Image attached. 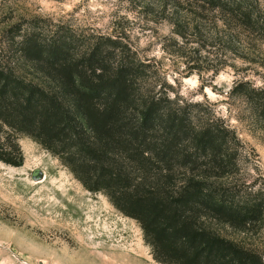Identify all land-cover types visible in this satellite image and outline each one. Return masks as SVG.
<instances>
[{
  "label": "trees",
  "instance_id": "trees-1",
  "mask_svg": "<svg viewBox=\"0 0 264 264\" xmlns=\"http://www.w3.org/2000/svg\"><path fill=\"white\" fill-rule=\"evenodd\" d=\"M207 2L264 37L256 0ZM20 27L11 36L18 61L0 60L1 162L21 166L17 135L30 137L134 219L160 264H264L214 227L264 220V191L231 179L240 140L213 107L152 84L150 63L119 36L80 45L71 34ZM231 93L264 124V86L243 81Z\"/></svg>",
  "mask_w": 264,
  "mask_h": 264
},
{
  "label": "rangeland",
  "instance_id": "rangeland-1",
  "mask_svg": "<svg viewBox=\"0 0 264 264\" xmlns=\"http://www.w3.org/2000/svg\"><path fill=\"white\" fill-rule=\"evenodd\" d=\"M207 1L0 0V60L18 61L11 36L19 25L20 32L71 34L80 45L91 35L119 36L150 63L152 84L164 82L171 94L213 107L240 140L231 179L264 191V124L231 93L243 81L264 86V37ZM256 1L264 12V0ZM17 141L23 164L0 161V264H160L134 219L103 193L86 190L30 137L18 134ZM214 227L264 257V220L245 230Z\"/></svg>",
  "mask_w": 264,
  "mask_h": 264
},
{
  "label": "bare ground",
  "instance_id": "bare-ground-1",
  "mask_svg": "<svg viewBox=\"0 0 264 264\" xmlns=\"http://www.w3.org/2000/svg\"><path fill=\"white\" fill-rule=\"evenodd\" d=\"M44 179V174L42 173L41 174V176L40 177H38L37 179L38 180H41V179ZM60 184H62V186H64V187H68L69 189V191H71V192H73L74 190H73V187H72V185H70V184H68L69 182L68 181H66V180H60V181H58ZM105 211V210H104ZM108 214H110V211H108Z\"/></svg>",
  "mask_w": 264,
  "mask_h": 264
},
{
  "label": "water",
  "instance_id": "water-1",
  "mask_svg": "<svg viewBox=\"0 0 264 264\" xmlns=\"http://www.w3.org/2000/svg\"><path fill=\"white\" fill-rule=\"evenodd\" d=\"M39 176H40V174L39 173H36L34 177H39Z\"/></svg>",
  "mask_w": 264,
  "mask_h": 264
}]
</instances>
